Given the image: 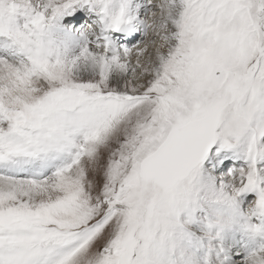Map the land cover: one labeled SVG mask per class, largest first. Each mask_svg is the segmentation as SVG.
I'll return each mask as SVG.
<instances>
[{"label":"snow or ice","instance_id":"snow-or-ice-1","mask_svg":"<svg viewBox=\"0 0 264 264\" xmlns=\"http://www.w3.org/2000/svg\"><path fill=\"white\" fill-rule=\"evenodd\" d=\"M0 264H264V0H0Z\"/></svg>","mask_w":264,"mask_h":264}]
</instances>
